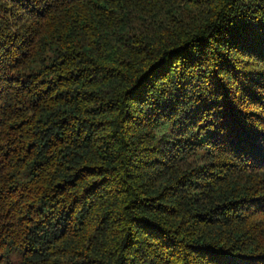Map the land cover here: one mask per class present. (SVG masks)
<instances>
[{"label": "trees", "instance_id": "1", "mask_svg": "<svg viewBox=\"0 0 264 264\" xmlns=\"http://www.w3.org/2000/svg\"><path fill=\"white\" fill-rule=\"evenodd\" d=\"M0 264H264V0H0Z\"/></svg>", "mask_w": 264, "mask_h": 264}]
</instances>
